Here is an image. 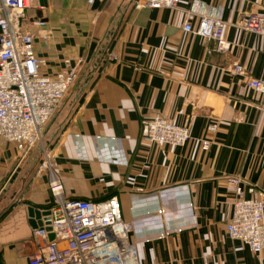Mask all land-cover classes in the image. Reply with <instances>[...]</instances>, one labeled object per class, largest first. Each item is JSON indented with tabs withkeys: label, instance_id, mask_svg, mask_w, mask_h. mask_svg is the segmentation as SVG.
Wrapping results in <instances>:
<instances>
[{
	"label": "crops",
	"instance_id": "obj_1",
	"mask_svg": "<svg viewBox=\"0 0 264 264\" xmlns=\"http://www.w3.org/2000/svg\"><path fill=\"white\" fill-rule=\"evenodd\" d=\"M43 2L22 23L42 72L53 75L68 59L78 74L47 126L55 125L49 151L64 197H116L139 264H264V249L255 255L226 234L228 178L264 192V94L231 72L238 63L264 80L262 38L239 25L264 14V0H180L176 10L135 9L134 0ZM202 12L223 21L226 53L183 31ZM155 114L189 123L188 142L147 146L141 122ZM33 151L22 156L0 139V264H29L39 228L29 211L52 203Z\"/></svg>",
	"mask_w": 264,
	"mask_h": 264
},
{
	"label": "built area",
	"instance_id": "obj_2",
	"mask_svg": "<svg viewBox=\"0 0 264 264\" xmlns=\"http://www.w3.org/2000/svg\"><path fill=\"white\" fill-rule=\"evenodd\" d=\"M180 0H134L135 9L166 7L176 10ZM43 9L39 0H0V139L12 143L22 156L38 145L44 132L77 81V69L68 59L53 75L42 72L43 62L34 54V36L22 28L27 12ZM42 39H48L45 20L36 19ZM243 30L262 38L264 55V14H250L239 21ZM183 31L214 42L215 51L226 53L230 43L224 38V23L213 13L199 16L197 26L186 20ZM231 72L244 79L245 86L264 94V80L248 76L241 64ZM216 129L207 126L208 132ZM190 139L189 123L177 125L160 114L141 122V140L147 146H183ZM202 150L210 146L200 140ZM50 147V146H49ZM49 147L42 151L37 171L46 172L52 203L50 224L34 230V254L29 264H139L129 241L130 224L120 215L116 197L104 201L71 200L63 195L60 179L52 172ZM233 188L232 210L226 234L244 243L258 255L264 249V192L245 186L237 177L228 178Z\"/></svg>",
	"mask_w": 264,
	"mask_h": 264
},
{
	"label": "water",
	"instance_id": "obj_3",
	"mask_svg": "<svg viewBox=\"0 0 264 264\" xmlns=\"http://www.w3.org/2000/svg\"><path fill=\"white\" fill-rule=\"evenodd\" d=\"M39 4L40 6H44V2L43 0H39ZM54 123L52 122V124L47 128L45 135L42 138V146L38 145L33 153H32V157L35 159V163L40 160V158L42 157V151L46 150L51 143V137L53 135V131H54ZM29 215L30 218H32V221L35 223V226H48L50 224V216H49V212H40L38 210H30L29 211ZM38 221V222H37ZM32 223V222H31Z\"/></svg>",
	"mask_w": 264,
	"mask_h": 264
},
{
	"label": "trees",
	"instance_id": "obj_4",
	"mask_svg": "<svg viewBox=\"0 0 264 264\" xmlns=\"http://www.w3.org/2000/svg\"><path fill=\"white\" fill-rule=\"evenodd\" d=\"M110 197H111V196H109L108 198H110ZM108 198H107V199H108ZM49 207H50V206H49Z\"/></svg>",
	"mask_w": 264,
	"mask_h": 264
}]
</instances>
